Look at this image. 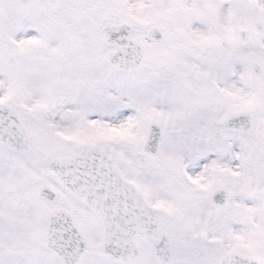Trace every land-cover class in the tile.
<instances>
[{
    "label": "snow or ice",
    "instance_id": "1",
    "mask_svg": "<svg viewBox=\"0 0 264 264\" xmlns=\"http://www.w3.org/2000/svg\"><path fill=\"white\" fill-rule=\"evenodd\" d=\"M0 264H264V0H0Z\"/></svg>",
    "mask_w": 264,
    "mask_h": 264
}]
</instances>
